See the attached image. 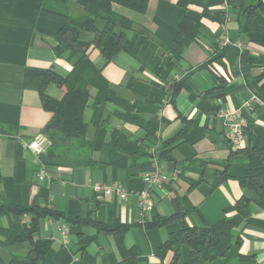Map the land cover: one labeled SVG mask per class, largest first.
Returning a JSON list of instances; mask_svg holds the SVG:
<instances>
[{"label": "crops", "instance_id": "1", "mask_svg": "<svg viewBox=\"0 0 264 264\" xmlns=\"http://www.w3.org/2000/svg\"><path fill=\"white\" fill-rule=\"evenodd\" d=\"M250 1L145 0L143 10L112 1L115 28L130 50L107 61L94 46L91 30H81L72 52L54 51L55 35L64 24L82 27L91 17L96 29L107 25L97 3L0 0V264L29 247L25 229L30 216L8 206L34 204L61 214L37 219L35 238L50 240L37 264H115L121 259L112 235L66 217L98 223L117 219L129 226L124 247L135 246L142 263L161 264L155 252L169 233L235 213L231 207L242 195L237 179L243 158L226 136L230 119L222 112L241 115L242 147L264 138V99L248 106L263 85L264 7L248 15L242 9ZM184 18L198 19L201 28L178 48L173 40ZM225 37L230 43L221 47ZM157 51L165 59L172 52L179 56L171 58L170 80L176 76L180 81L173 94L167 91L170 83L149 67ZM36 69L68 77L66 88L85 84L82 119L93 146L92 162L52 166L35 152L33 141L51 118L37 91L23 86L26 71ZM45 93L59 99L63 89L50 82ZM43 167L46 175L39 179ZM154 169L163 176L151 187L152 206L145 212L137 192L144 188L142 177ZM95 184L115 185L127 197L96 192ZM177 209L185 216L158 228L144 227L145 219L167 217ZM235 231L239 243L209 264H264V206L251 201ZM178 264L195 263L181 252Z\"/></svg>", "mask_w": 264, "mask_h": 264}, {"label": "trees", "instance_id": "2", "mask_svg": "<svg viewBox=\"0 0 264 264\" xmlns=\"http://www.w3.org/2000/svg\"><path fill=\"white\" fill-rule=\"evenodd\" d=\"M90 1L99 5L101 17L107 21V25L98 30L94 26V19L91 17H87L83 21L82 27L64 24L55 35L57 45L54 51L57 55H61L63 52H72L83 29L93 31V44L107 61H110L122 50H130V44L124 38L123 33L115 28L116 22H113L114 15L109 9V4L116 1L143 10L145 0ZM261 7H264L262 0H252L242 10L251 15ZM200 28L201 25L198 19H182L178 25V33L173 40L175 46L178 48L187 46L197 37ZM172 54L175 60L179 58L177 53L172 52ZM172 54L165 59L163 54H159L157 51L149 61V67L153 72L165 82L170 83L171 94L180 87V81L170 80L174 65L171 60ZM219 57L220 55L212 57V59L215 60ZM260 78L263 79V85L259 87L256 95L260 99H264V68ZM50 82L63 89L59 99L51 98L45 93L46 86ZM67 83L68 77H60L50 69H36L26 71L23 86L24 88L36 90L42 108L51 112V118L42 128V136L48 139L49 146L44 153H41V160L44 163H51L52 166H83V164L86 165L92 162L93 154L92 143L85 138L86 125L82 119L83 109L88 100V92L83 83L76 84L72 88H66ZM144 128L148 130V124L144 125ZM151 131L152 129L149 132L151 133ZM121 145L122 143L118 147L121 148ZM235 152L243 158L241 172L237 179L242 189V195L231 207V210H234L235 213L231 216H225L213 224L188 226L169 233L155 252L162 262L161 264H163V260L168 253L172 254L168 264H178L181 252L185 258H191L195 264H209L213 259L224 256L229 248L239 243V237L235 229L243 220V210L247 208L251 201L264 206V138L258 137L253 144L248 143L242 148H237ZM7 210L17 215L30 216L28 226L25 229L29 247L25 254L13 256L9 264H37L43 260L50 247L49 239L35 238L37 219L46 216L59 217L61 214L34 204L8 206ZM185 214L186 212L182 209H177L167 217L145 219L143 224L148 229L158 228L168 222L182 218ZM65 219L69 223L80 222L94 226L98 230L112 235L121 256V259L115 264H146L139 261V252L135 246L125 248L123 245V236L129 228L127 224L120 223L117 219H109L105 223H98L91 219H81L77 216L66 217Z\"/></svg>", "mask_w": 264, "mask_h": 264}, {"label": "built area", "instance_id": "3", "mask_svg": "<svg viewBox=\"0 0 264 264\" xmlns=\"http://www.w3.org/2000/svg\"><path fill=\"white\" fill-rule=\"evenodd\" d=\"M228 43H230L229 39L227 37L223 38L220 41V46L224 47ZM174 80H177L178 77H173ZM169 89V86L167 85V91ZM261 99L258 96H253L252 100L248 103L249 107H252L254 103H259ZM222 114L227 118L230 119V121L227 123V129H226V136L231 143V145L242 148L243 141H244V134H243V121L241 119V115L239 113H232V112H222ZM33 145L35 148V152L37 154L44 153L46 149L49 146V141L44 136H38L34 139ZM46 175L45 168L43 167L39 173L38 177L39 179H42ZM162 172L159 171V169H154L149 172H147L143 177L142 181L144 184V188L137 192L138 194V200H139V206L142 211H149L151 209V199H150V189L153 186H156L161 182L162 178ZM94 190L99 193H108L110 191H113L116 193L120 198L125 199L127 197V192L125 190H122L115 185H99L95 184L93 186ZM63 231V229H61Z\"/></svg>", "mask_w": 264, "mask_h": 264}]
</instances>
